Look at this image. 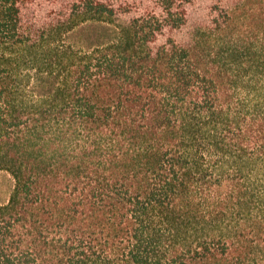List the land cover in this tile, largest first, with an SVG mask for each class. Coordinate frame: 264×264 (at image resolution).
Listing matches in <instances>:
<instances>
[{
	"label": "trees",
	"instance_id": "1",
	"mask_svg": "<svg viewBox=\"0 0 264 264\" xmlns=\"http://www.w3.org/2000/svg\"><path fill=\"white\" fill-rule=\"evenodd\" d=\"M2 170L0 264H264V0H0Z\"/></svg>",
	"mask_w": 264,
	"mask_h": 264
},
{
	"label": "rangeland",
	"instance_id": "2",
	"mask_svg": "<svg viewBox=\"0 0 264 264\" xmlns=\"http://www.w3.org/2000/svg\"><path fill=\"white\" fill-rule=\"evenodd\" d=\"M92 25H97L93 27ZM99 23H86L83 29H77L75 33L72 34V40L74 42L82 43H92L98 39L100 36L99 30L102 28ZM15 178L11 172L7 170L0 171V205L5 204L9 201L11 194L15 188Z\"/></svg>",
	"mask_w": 264,
	"mask_h": 264
}]
</instances>
